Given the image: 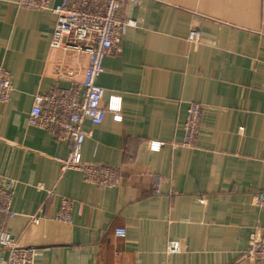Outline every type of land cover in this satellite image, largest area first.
<instances>
[{
	"label": "crops",
	"instance_id": "crops-1",
	"mask_svg": "<svg viewBox=\"0 0 264 264\" xmlns=\"http://www.w3.org/2000/svg\"><path fill=\"white\" fill-rule=\"evenodd\" d=\"M18 1L0 0V65L13 87L0 103V180L15 183L7 231L35 248L36 264H264L243 258L251 233L264 234V0L122 4L135 25L104 59L108 111L100 125L85 121L82 147L85 163L121 170L113 188L62 171L70 143L29 125L35 95L70 85L57 71L80 81L87 57L51 49L56 15ZM190 103L203 116L185 148ZM62 198L73 204L69 222L56 220Z\"/></svg>",
	"mask_w": 264,
	"mask_h": 264
},
{
	"label": "built area",
	"instance_id": "built-area-1",
	"mask_svg": "<svg viewBox=\"0 0 264 264\" xmlns=\"http://www.w3.org/2000/svg\"><path fill=\"white\" fill-rule=\"evenodd\" d=\"M51 0H19L21 8L37 11L52 10L56 22L50 42L51 49L66 53H74L87 57V64L80 81L75 80L73 71H57L58 78L70 81L67 88L55 86L45 94L34 97V105L29 113L30 126L46 130L57 140L70 143L67 158L62 161V171H79L85 182L105 188L119 187L122 183L121 170L106 165H94L82 160V147L89 135L84 130L86 120L93 125L103 123L107 109L103 106L106 94L98 83V78L104 73V59L108 55L121 52V41L129 27L135 25L130 19L120 16L124 2L138 4L140 0H60L53 9ZM201 32L192 29L188 41L198 44ZM13 87L11 75L0 65V103L11 100ZM110 111L117 112L120 105L114 103ZM203 116V106L190 103L187 109L184 125L182 146L194 148L200 133ZM160 142H152L150 148L159 150ZM43 188L42 185L39 186ZM15 183L9 178L0 180V250L6 251L7 258L0 259V264H36V250L23 247L13 239L7 231V222L16 213L13 210ZM153 192L160 193L159 184H155ZM48 196H54L53 191ZM264 208V194L260 196ZM73 204L67 198H62L56 220L69 222ZM118 238L126 237V229L115 231ZM176 245H170L169 251H175ZM243 258L264 262V234L258 229L251 233L248 250Z\"/></svg>",
	"mask_w": 264,
	"mask_h": 264
}]
</instances>
